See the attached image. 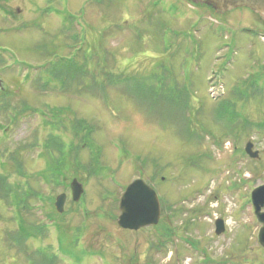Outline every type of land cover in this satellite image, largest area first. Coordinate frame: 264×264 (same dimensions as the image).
<instances>
[{"label": "rangeland", "instance_id": "374dc122", "mask_svg": "<svg viewBox=\"0 0 264 264\" xmlns=\"http://www.w3.org/2000/svg\"><path fill=\"white\" fill-rule=\"evenodd\" d=\"M0 81L13 192L0 198V264H264L250 200L264 185V22L251 11L0 0ZM138 177L160 218L121 230L118 202Z\"/></svg>", "mask_w": 264, "mask_h": 264}, {"label": "water", "instance_id": "95a60500", "mask_svg": "<svg viewBox=\"0 0 264 264\" xmlns=\"http://www.w3.org/2000/svg\"><path fill=\"white\" fill-rule=\"evenodd\" d=\"M193 4L206 6L218 14H223L234 9H247L258 16L264 22V0H188ZM2 83L0 81V89ZM249 159H258V152L253 151V145L248 142L244 149ZM71 198L74 203L79 202L83 194V186L73 179L70 183ZM65 195L56 198L55 209L57 213L63 212ZM251 201L257 222L261 224L258 232V243L264 249V185L254 189L251 193ZM119 217L117 225L128 231H138L142 228L156 225L160 217V204L155 191L143 180L132 181L119 199ZM224 232V224L221 220L215 222V234Z\"/></svg>", "mask_w": 264, "mask_h": 264}, {"label": "trees", "instance_id": "16d2710c", "mask_svg": "<svg viewBox=\"0 0 264 264\" xmlns=\"http://www.w3.org/2000/svg\"><path fill=\"white\" fill-rule=\"evenodd\" d=\"M5 180H7V178L5 176H3L2 174H0V198L4 199V201L6 200L7 204L11 205L10 197L12 196L13 192L11 191V185H8L7 181H5ZM31 195H32V193L30 192L27 196L22 194V196H20L18 198L19 201L17 202V205L21 206L22 210L26 211V208L24 205L26 201L24 198H27L28 196H31ZM21 230H22V228H21ZM21 230H19V232ZM18 238H19V241H17V242H22V240L23 241L26 240V238H28V236H26V235L23 236L22 233L20 232V236H18Z\"/></svg>", "mask_w": 264, "mask_h": 264}, {"label": "flooded vegetation", "instance_id": "af4514ba", "mask_svg": "<svg viewBox=\"0 0 264 264\" xmlns=\"http://www.w3.org/2000/svg\"><path fill=\"white\" fill-rule=\"evenodd\" d=\"M197 5H199V4H197ZM1 92L2 91H0V93ZM68 131L71 132V133H73L74 132V127H72L71 129H69ZM138 179H142V178L141 177H138ZM144 181H145L146 184H148V186L151 187V181H150V179H145ZM70 200H71V198H70ZM54 210L56 211L55 207H54ZM149 228H151V227H149Z\"/></svg>", "mask_w": 264, "mask_h": 264}]
</instances>
